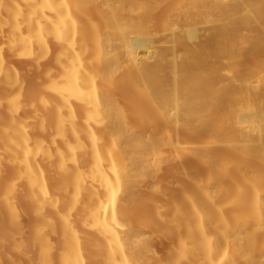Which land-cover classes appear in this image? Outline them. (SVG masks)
<instances>
[{
  "label": "bare ground",
  "instance_id": "1",
  "mask_svg": "<svg viewBox=\"0 0 264 264\" xmlns=\"http://www.w3.org/2000/svg\"><path fill=\"white\" fill-rule=\"evenodd\" d=\"M0 264H264V0H0Z\"/></svg>",
  "mask_w": 264,
  "mask_h": 264
},
{
  "label": "rangeland",
  "instance_id": "2",
  "mask_svg": "<svg viewBox=\"0 0 264 264\" xmlns=\"http://www.w3.org/2000/svg\"><path fill=\"white\" fill-rule=\"evenodd\" d=\"M157 247V246H156Z\"/></svg>",
  "mask_w": 264,
  "mask_h": 264
}]
</instances>
